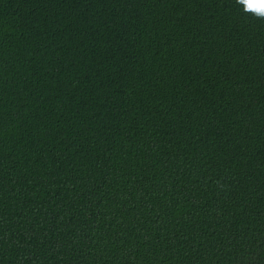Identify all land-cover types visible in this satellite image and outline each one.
<instances>
[{"label":"trees","instance_id":"16d2710c","mask_svg":"<svg viewBox=\"0 0 264 264\" xmlns=\"http://www.w3.org/2000/svg\"><path fill=\"white\" fill-rule=\"evenodd\" d=\"M0 264H264V20L0 0Z\"/></svg>","mask_w":264,"mask_h":264},{"label":"clouds","instance_id":"9594fccd","mask_svg":"<svg viewBox=\"0 0 264 264\" xmlns=\"http://www.w3.org/2000/svg\"><path fill=\"white\" fill-rule=\"evenodd\" d=\"M242 10L257 20H264V0H235Z\"/></svg>","mask_w":264,"mask_h":264}]
</instances>
